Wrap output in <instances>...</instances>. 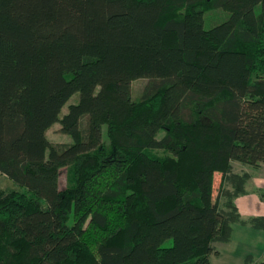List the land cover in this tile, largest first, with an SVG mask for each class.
I'll use <instances>...</instances> for the list:
<instances>
[{"label":"trees","instance_id":"16d2710c","mask_svg":"<svg viewBox=\"0 0 264 264\" xmlns=\"http://www.w3.org/2000/svg\"><path fill=\"white\" fill-rule=\"evenodd\" d=\"M235 161L264 163V0H0V264H212L264 229Z\"/></svg>","mask_w":264,"mask_h":264},{"label":"crops","instance_id":"0c3cea01","mask_svg":"<svg viewBox=\"0 0 264 264\" xmlns=\"http://www.w3.org/2000/svg\"><path fill=\"white\" fill-rule=\"evenodd\" d=\"M256 180L257 186L264 189V178ZM249 181L246 185L247 192L235 200L244 220L264 217V201L255 191L249 192ZM237 240L238 247L231 249L233 242ZM227 244L229 248L223 249L221 244H217L220 255L212 257V264H257L264 259V229L251 224L234 223L232 238Z\"/></svg>","mask_w":264,"mask_h":264},{"label":"rangeland","instance_id":"374dc122","mask_svg":"<svg viewBox=\"0 0 264 264\" xmlns=\"http://www.w3.org/2000/svg\"><path fill=\"white\" fill-rule=\"evenodd\" d=\"M230 16V12L227 10L214 9L210 10L205 14V27L207 29L212 28L213 26L227 20ZM148 79L140 78L136 79L130 83H121L120 89L121 91L127 95L129 99L137 100L143 93L144 87L147 84ZM80 94L76 93L69 102L65 105L62 114L64 115L68 111V107L70 104L77 103L79 100ZM164 135L163 132L160 133V137ZM47 136L50 141L54 143H71L73 138L71 135L64 133L62 131V126L60 123H56L52 126L47 133ZM234 169L238 173H250L252 178L249 181V192L255 191L257 194L261 195L260 192L264 191L263 188H260L256 184V179L264 178V163H260L259 166H252L248 164H243L240 162H234ZM219 179V176H218ZM217 179V180H218ZM67 169L64 168L62 170L60 185L61 188H65L67 186ZM219 182V180H218ZM9 191V190H20L23 191L17 183L11 180L7 175L0 172V191ZM233 246L231 249H236L239 245V241L233 242ZM173 244V240L169 239L165 242V246H171ZM221 244L222 249L229 248L227 243H219ZM220 247V248H221ZM264 260V259H263ZM262 260V261H263Z\"/></svg>","mask_w":264,"mask_h":264}]
</instances>
